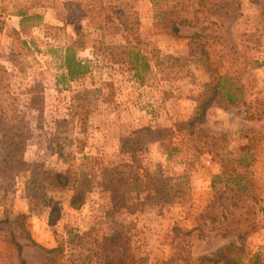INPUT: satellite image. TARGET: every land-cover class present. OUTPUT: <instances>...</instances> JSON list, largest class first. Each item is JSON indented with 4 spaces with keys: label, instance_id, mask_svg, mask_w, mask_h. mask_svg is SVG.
Segmentation results:
<instances>
[{
    "label": "rangeland",
    "instance_id": "1",
    "mask_svg": "<svg viewBox=\"0 0 264 264\" xmlns=\"http://www.w3.org/2000/svg\"><path fill=\"white\" fill-rule=\"evenodd\" d=\"M183 1L202 24L181 27L178 37L159 15L162 4L138 1L154 67L140 82L95 50L123 39L80 17V0H0V113L25 132L31 167L68 176L37 208L25 199L26 174L0 190V264H18L5 222L16 213L45 249L71 233L93 252L119 231L146 264H227L232 256L264 264V9L255 0ZM18 12L32 16L24 28ZM67 49L86 63L85 76H66ZM221 87L237 88L239 103L218 95ZM80 171L91 176L86 192ZM107 173L118 180L114 197ZM152 173L183 175L187 202L144 200ZM229 225L240 234L218 235ZM15 237L25 264H44L38 248Z\"/></svg>",
    "mask_w": 264,
    "mask_h": 264
},
{
    "label": "trees",
    "instance_id": "2",
    "mask_svg": "<svg viewBox=\"0 0 264 264\" xmlns=\"http://www.w3.org/2000/svg\"><path fill=\"white\" fill-rule=\"evenodd\" d=\"M50 1L36 0L35 4L52 6ZM138 1L80 0V17L93 23L97 29L106 35L119 36L123 39L122 43L112 46H106L100 42L95 50L108 62L127 66L132 72L133 78L143 82L152 73L154 67L139 34L140 21L136 9ZM152 2L156 6L162 4L164 11L160 10L159 15L167 17L168 28L174 37H178L181 27H198L202 24V19L198 15L199 12L193 9V3L189 4L183 0L181 2L152 0ZM255 2L258 7L264 9V0H255ZM16 15L21 18L20 27L22 28H24L23 23L26 19L32 17L26 12H18ZM197 38L198 33L190 37L191 40ZM200 53L204 55L203 52ZM63 66L66 70V76L70 80L83 77L88 73L86 63L76 60L70 49L65 52ZM239 92L237 88L234 90L222 88L217 94L237 104L239 103L237 98ZM263 115L257 117L261 118ZM248 117L253 118V116ZM183 125L186 129H190L193 127V121ZM144 132L151 135L150 131ZM26 143L25 132L0 113V190L7 191L9 184H12L17 176L26 174L25 199L30 208H37L44 205L47 194L53 191L54 187L62 189L66 186L68 176L55 172L52 177H48V174L42 172L38 165L31 167L24 158ZM192 149L201 153V150H196L197 148ZM87 175H89L88 172L80 171L78 185H80L82 192H86L89 188L91 176L89 179ZM173 177H165L162 173L145 175L144 189H147L148 192L144 196V200H151L152 203L159 205L186 203L189 197V189L184 185L185 179L183 175ZM103 179L105 189L110 191L114 197L116 192L113 189L115 186L117 187L118 180H114L109 173L105 174ZM24 217L22 213H16L7 216L5 220L7 223L10 222L13 227L6 239L16 251L18 264H25L23 259L24 245L17 242L16 235L28 241L30 246L38 248L44 254V264H146L143 258L136 256L129 240L119 231L103 238L101 244L93 252L85 247L83 239L71 233L65 237H58L56 247L45 249L31 239L24 227ZM239 234L240 231L235 225L225 226L221 232H218V235L224 236H238ZM230 261L231 263L227 264H239L241 262L233 256Z\"/></svg>",
    "mask_w": 264,
    "mask_h": 264
}]
</instances>
